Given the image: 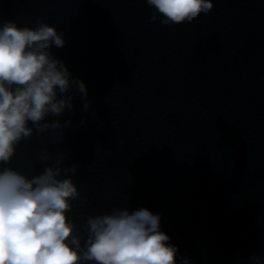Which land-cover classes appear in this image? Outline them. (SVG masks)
Here are the masks:
<instances>
[{
  "label": "water",
  "instance_id": "water-1",
  "mask_svg": "<svg viewBox=\"0 0 264 264\" xmlns=\"http://www.w3.org/2000/svg\"><path fill=\"white\" fill-rule=\"evenodd\" d=\"M211 2L177 25L147 0H0V26L54 27L66 43L50 53L87 86L0 162L71 178L82 244L89 217L145 207L178 264L264 255V0Z\"/></svg>",
  "mask_w": 264,
  "mask_h": 264
},
{
  "label": "clouds",
  "instance_id": "clouds-1",
  "mask_svg": "<svg viewBox=\"0 0 264 264\" xmlns=\"http://www.w3.org/2000/svg\"><path fill=\"white\" fill-rule=\"evenodd\" d=\"M147 3L164 24L192 22L213 9L211 0ZM65 43L47 24L0 26V162L10 161L15 145L31 134L30 122L38 125L50 113L72 107L70 97H59L74 84L87 96L86 84L72 80L49 51ZM60 177L61 170L52 167L31 179L10 168L0 171V264H178L179 247L161 230L160 214L145 207L89 217L82 244L67 216L78 190L71 178ZM251 259L264 264V255Z\"/></svg>",
  "mask_w": 264,
  "mask_h": 264
}]
</instances>
